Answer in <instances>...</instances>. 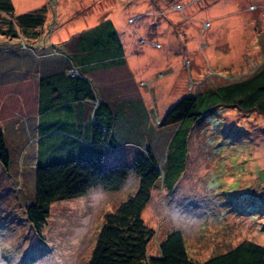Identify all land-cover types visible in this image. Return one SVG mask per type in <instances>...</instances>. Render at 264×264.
Wrapping results in <instances>:
<instances>
[{"label":"rangeland","instance_id":"374dc122","mask_svg":"<svg viewBox=\"0 0 264 264\" xmlns=\"http://www.w3.org/2000/svg\"><path fill=\"white\" fill-rule=\"evenodd\" d=\"M11 2L14 15L44 7V21L28 34L19 32L18 38L0 34L1 63L6 64L10 54L19 50L32 53L29 44L65 40L123 8L133 43L144 44L150 32L154 47L176 51V62L160 69L163 77L168 70H177L172 87L164 85L165 92L159 95L157 89L153 96V81H140L147 89L151 86L145 97L146 116L142 115L145 124L140 122L148 134L128 140L149 148L164 172L168 150L171 156L175 154L169 145L179 124L161 127L157 120L182 97L251 76L264 60V0ZM143 11L153 13V19L145 22L141 16L135 17ZM1 17L11 19L6 13ZM144 25L148 34L140 29ZM16 30L20 31L17 26ZM45 50L39 49L37 54ZM173 57L170 54L165 59ZM21 58V64L33 65ZM159 78L158 70L154 81ZM120 80L119 73L112 74L113 82L121 84ZM132 118L138 125L139 117L135 120L132 114ZM12 123L5 129L10 176L19 187L22 206L0 211V264H87L104 214L135 191L136 175L130 174L116 191L95 185L84 195L53 201L45 222L32 225L25 210L34 200V163L29 156L32 148L28 155L22 149L30 140L28 121ZM189 130L182 171L171 188L165 179H158L142 210L144 223L154 231L147 254L157 255L160 241L174 229L182 231L187 252L196 261L243 239L264 246V214L258 212L264 208V116L256 111L218 108L206 111ZM59 157L60 152L55 159Z\"/></svg>","mask_w":264,"mask_h":264},{"label":"trees","instance_id":"16d2710c","mask_svg":"<svg viewBox=\"0 0 264 264\" xmlns=\"http://www.w3.org/2000/svg\"><path fill=\"white\" fill-rule=\"evenodd\" d=\"M44 9L14 15L11 0H0V34L11 38H18L19 32L28 34L29 30L43 24ZM1 13L9 14L11 19H4ZM29 46L32 53L37 54L35 47ZM54 47L53 53L66 58L63 74L73 78L76 99L94 100L92 150L77 153L79 138L48 136L39 141L41 151L34 170V200L26 206L27 220L32 225H40L48 217L53 201L84 195L95 185L116 191L130 174H134L137 177L135 191L113 211L104 214L87 264H264V246L248 239L203 261H196L189 256L179 229L165 235L159 243L157 255H148L147 244L154 231L146 226L141 216L154 183L163 178L171 188L176 175L182 171L189 126L199 121L206 111L236 108L245 113L256 111L264 116V60L251 76L182 97L157 120L161 127L179 124L169 145L170 148L173 145L175 154L171 156L172 152L170 155L168 150L165 163L169 162L164 172L149 148L143 149L131 141L113 140L115 114L108 103L96 99L89 89V81L83 79L82 63L103 59H109L105 62L108 64L124 62L122 44L112 22L104 20ZM69 68H74L78 74L69 75ZM45 81L46 77L42 76L0 83V211L22 206L19 187L10 176L11 155L1 130L16 119L43 113L41 95ZM52 139L57 149L61 147L68 153L65 159H44L46 144ZM258 212L264 214V208Z\"/></svg>","mask_w":264,"mask_h":264},{"label":"crops","instance_id":"0c3cea01","mask_svg":"<svg viewBox=\"0 0 264 264\" xmlns=\"http://www.w3.org/2000/svg\"><path fill=\"white\" fill-rule=\"evenodd\" d=\"M113 13L103 20H110L116 29L123 48L124 62L119 64H108L105 62L109 59L94 60L92 62L80 64V69L84 77L83 79L89 81V89L93 91L96 99L108 103L111 110H113L115 122L112 127V137L113 140L123 142L136 137L143 138L148 134L145 125L144 128L140 122H144V117L146 116L145 97L149 94L147 90L151 88V86L147 89L146 86L139 85L140 81H146L147 78L153 81V96L156 95L157 89L160 90L158 92L159 95L165 92L164 85L167 88L174 85L175 82L173 79L177 70H168L166 73L169 74L163 77L164 72H161L160 69L168 63H175L178 57L175 50L169 51L168 48L161 50L160 48L154 47L151 42L154 37H152L149 31V39L146 40L144 44L133 43L129 33L130 30L127 28L129 26L125 21L124 8L123 10L120 9L116 13ZM149 13L150 12L146 11L137 12L135 13V17L141 16L140 18H144L145 22L146 20L150 21L153 19V13ZM91 27L76 31L69 38L59 42H38V44H36L37 46H34L36 50L42 48L46 49L44 52L38 51L39 55L19 50L17 53L10 54V59L8 58L6 64L0 62V83L28 77H46V84L44 85L41 95L42 104L45 108L43 113H35L12 121L17 125L23 119L28 121L26 124L29 128L28 135L30 136V140L23 145L22 149L23 153L28 155L29 147L32 148L30 150L31 155L29 156L31 157V162L34 163V170L41 151L39 141L43 138L45 140L48 136L49 138L55 139L64 137L79 138L80 142L78 144L76 143V145L79 146L77 153L85 154L92 150L90 141L95 130L92 124V107L94 100L87 98L83 99V97L76 99L75 96L77 92L74 90L76 84L73 82V78L63 74L67 66L66 58L61 54H56V52L53 53L56 49L54 45H60L68 41L71 37ZM140 29L145 32L146 26L144 25V27ZM145 44H147V46H145ZM169 53L174 55V57L166 60L165 58L170 55ZM20 58L24 61L25 58H28L33 65L30 66L26 63L21 64ZM158 70L159 77L161 78L154 81V75ZM113 73H119L121 84L112 81ZM162 81H165V83ZM86 85L88 86L87 83ZM132 114L135 115V120L139 117L138 125L132 123ZM142 115L144 116L143 118ZM12 122H10L11 124H6L1 130L5 136L7 148L9 140L5 129L9 125H12ZM132 135L134 136L132 137ZM52 141L53 139L46 144L44 159L56 160L55 155L58 152H60V157L58 159H65L68 153L61 147L57 149L55 147V140L54 142ZM134 143L140 145V142L137 140ZM19 150L20 149H18V151Z\"/></svg>","mask_w":264,"mask_h":264},{"label":"built area","instance_id":"2783aa9c","mask_svg":"<svg viewBox=\"0 0 264 264\" xmlns=\"http://www.w3.org/2000/svg\"><path fill=\"white\" fill-rule=\"evenodd\" d=\"M177 7H178V5H177ZM67 73L69 75H76V74H78L77 70H75L74 68L67 69Z\"/></svg>","mask_w":264,"mask_h":264},{"label":"bare ground","instance_id":"6f19581e","mask_svg":"<svg viewBox=\"0 0 264 264\" xmlns=\"http://www.w3.org/2000/svg\"><path fill=\"white\" fill-rule=\"evenodd\" d=\"M22 3V2H21Z\"/></svg>","mask_w":264,"mask_h":264}]
</instances>
